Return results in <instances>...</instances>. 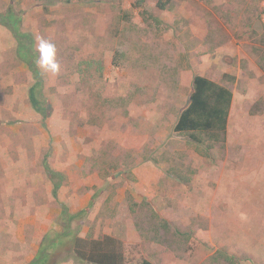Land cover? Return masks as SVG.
Wrapping results in <instances>:
<instances>
[{
	"label": "rangeland",
	"instance_id": "rangeland-1",
	"mask_svg": "<svg viewBox=\"0 0 264 264\" xmlns=\"http://www.w3.org/2000/svg\"><path fill=\"white\" fill-rule=\"evenodd\" d=\"M9 12L37 59V37L56 45L60 71L37 64L43 120L0 25V246L11 184L24 214L27 195L39 204L23 236L62 233L64 207L75 216L51 264H82L74 237L88 236L114 238L128 264H227L218 251L264 264V0H0ZM196 76L234 96L212 159L174 131ZM46 157L63 176L56 195Z\"/></svg>",
	"mask_w": 264,
	"mask_h": 264
},
{
	"label": "trees",
	"instance_id": "trees-1",
	"mask_svg": "<svg viewBox=\"0 0 264 264\" xmlns=\"http://www.w3.org/2000/svg\"><path fill=\"white\" fill-rule=\"evenodd\" d=\"M161 6L165 7L163 4ZM20 21L21 19L14 13L0 14V25L8 28L14 36L17 42V55L19 59L28 64L36 80L29 89V102L45 120L49 117V112L42 95L43 79L36 63L35 41L31 34L21 31ZM233 98V93L227 87L204 76H196L193 79L189 103L181 112L174 131L179 135L186 136L188 143L194 147L199 156L212 159V152L216 146L226 142ZM43 167L55 183L54 195H56L63 176L51 168L47 157L43 161ZM74 218L75 216L70 215L68 209L64 207L62 213L63 232L55 234V236L46 234L38 252L28 264H51L53 251L71 236V223ZM218 256L227 264H241L236 256L228 252L218 251ZM72 257L82 264H128L121 245L110 236L100 239H93L90 236L86 238L74 237Z\"/></svg>",
	"mask_w": 264,
	"mask_h": 264
},
{
	"label": "crops",
	"instance_id": "crops-1",
	"mask_svg": "<svg viewBox=\"0 0 264 264\" xmlns=\"http://www.w3.org/2000/svg\"><path fill=\"white\" fill-rule=\"evenodd\" d=\"M12 188H16V186L11 187V184H10V186H8V188H7L8 193L6 192L7 195L4 197L6 199H8L9 203H11L10 200L13 199L14 203H16L17 207L14 211V219L12 220V222L9 221V223H11V225H12L10 228L11 231H9V234H8L7 231L9 229L4 230V232L6 234L2 239L5 241V243L9 247H7V245L0 246V263L1 264H8L9 260L11 258H13V262L15 264H28L35 257L36 253L38 252V250L40 248V244H41L42 240L44 239L43 236L45 234L49 233V229L48 228L44 229V231H43L44 234L42 237L37 236V233H38L37 231H35V234L30 233V234H28V236H23V231H22L23 230V224L37 225V223L38 224L40 223V221H38L39 219L37 218V217H39V215H38L39 213L37 211L33 212V210H32L33 208L37 209L39 204L32 197L33 194L27 195L26 199L29 198V200L26 201V205H24V202H23V205L26 207V209H30V210L27 214H24V211L21 210V207H22L21 200L20 199H14V198H18V197L14 196L12 194L11 191L14 190ZM20 191H23V190H20ZM80 211L83 212L84 209H80L76 213H73V214L81 213ZM62 213H63V210L61 209V211H60L61 217H62ZM10 232H12V236H10L11 235ZM62 232H63V230H62ZM40 239H41V242H40ZM27 241H31V242H29V244H27L28 243ZM28 248H30V249H28ZM10 251H13V252H10ZM3 257H5V260H3ZM25 257H28V258L26 259V262L24 263V262H22V258H25Z\"/></svg>",
	"mask_w": 264,
	"mask_h": 264
},
{
	"label": "clouds",
	"instance_id": "clouds-1",
	"mask_svg": "<svg viewBox=\"0 0 264 264\" xmlns=\"http://www.w3.org/2000/svg\"><path fill=\"white\" fill-rule=\"evenodd\" d=\"M39 57L36 61L38 66L46 73L56 75L60 71V64L57 61V48L50 40L37 37Z\"/></svg>",
	"mask_w": 264,
	"mask_h": 264
}]
</instances>
